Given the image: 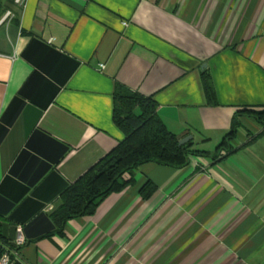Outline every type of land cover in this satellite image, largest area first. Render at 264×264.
Wrapping results in <instances>:
<instances>
[{
  "label": "crops",
  "instance_id": "obj_1",
  "mask_svg": "<svg viewBox=\"0 0 264 264\" xmlns=\"http://www.w3.org/2000/svg\"><path fill=\"white\" fill-rule=\"evenodd\" d=\"M118 87L213 153L241 107H264V0H0V234L16 264H264V133L245 115L231 154L145 163L92 215L54 221L124 138Z\"/></svg>",
  "mask_w": 264,
  "mask_h": 264
},
{
  "label": "trees",
  "instance_id": "obj_2",
  "mask_svg": "<svg viewBox=\"0 0 264 264\" xmlns=\"http://www.w3.org/2000/svg\"><path fill=\"white\" fill-rule=\"evenodd\" d=\"M202 82L208 103L216 105V91L207 71L202 74ZM113 99V120L124 138L61 194L60 203L51 214L59 225L72 218L92 215L108 195L134 184L133 172L145 163L183 168L189 164L190 157L217 160L231 154L234 151L232 142L242 126L238 119L241 115L263 129L256 137L264 133V107H241L229 131L215 151L209 153L192 149L191 141L180 145V137L158 116L157 104L151 97L118 87ZM155 190V184L148 180L139 192L147 199ZM0 244L11 252L12 258L17 255V249L7 244L1 234Z\"/></svg>",
  "mask_w": 264,
  "mask_h": 264
},
{
  "label": "built area",
  "instance_id": "obj_3",
  "mask_svg": "<svg viewBox=\"0 0 264 264\" xmlns=\"http://www.w3.org/2000/svg\"><path fill=\"white\" fill-rule=\"evenodd\" d=\"M16 1L19 4L24 3V0H16ZM100 66L103 67V65H100ZM15 231H16V236H15L14 243H15V246L19 248V247H22L26 243V239H25L23 229L21 226H17ZM0 264H16L14 258H12L11 252L8 251V249L3 247L1 244H0ZM19 264H22V263H19Z\"/></svg>",
  "mask_w": 264,
  "mask_h": 264
},
{
  "label": "water",
  "instance_id": "obj_4",
  "mask_svg": "<svg viewBox=\"0 0 264 264\" xmlns=\"http://www.w3.org/2000/svg\"><path fill=\"white\" fill-rule=\"evenodd\" d=\"M190 139H191V136L188 135V136H186V137L180 139V140H179V144H180V145H183V144L187 143Z\"/></svg>",
  "mask_w": 264,
  "mask_h": 264
},
{
  "label": "rangeland",
  "instance_id": "obj_5",
  "mask_svg": "<svg viewBox=\"0 0 264 264\" xmlns=\"http://www.w3.org/2000/svg\"><path fill=\"white\" fill-rule=\"evenodd\" d=\"M215 148V147H214ZM212 150H214V149H212Z\"/></svg>",
  "mask_w": 264,
  "mask_h": 264
}]
</instances>
